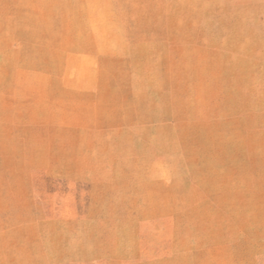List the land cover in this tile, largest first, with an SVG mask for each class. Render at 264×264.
<instances>
[{"label": "rangeland", "instance_id": "rangeland-1", "mask_svg": "<svg viewBox=\"0 0 264 264\" xmlns=\"http://www.w3.org/2000/svg\"><path fill=\"white\" fill-rule=\"evenodd\" d=\"M0 264H264V0H0Z\"/></svg>", "mask_w": 264, "mask_h": 264}]
</instances>
